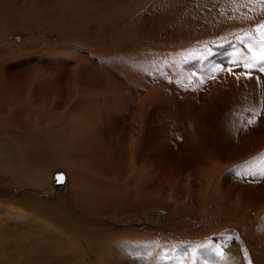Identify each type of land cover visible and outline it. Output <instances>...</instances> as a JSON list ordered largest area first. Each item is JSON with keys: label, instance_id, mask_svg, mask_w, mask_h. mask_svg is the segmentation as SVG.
I'll return each mask as SVG.
<instances>
[{"label": "rangeland", "instance_id": "1", "mask_svg": "<svg viewBox=\"0 0 264 264\" xmlns=\"http://www.w3.org/2000/svg\"><path fill=\"white\" fill-rule=\"evenodd\" d=\"M64 1L0 0V79L53 70L1 117L32 149L0 168V264H264V72L232 63L264 4Z\"/></svg>", "mask_w": 264, "mask_h": 264}, {"label": "bare ground", "instance_id": "2", "mask_svg": "<svg viewBox=\"0 0 264 264\" xmlns=\"http://www.w3.org/2000/svg\"><path fill=\"white\" fill-rule=\"evenodd\" d=\"M67 1H73V0H67ZM59 2L63 3L66 1L59 0ZM205 19H208V18H205ZM52 72H53V70H48V71L45 70V71H37V72H34L30 75L25 74V75H21L18 77L17 76H10V77H7L8 81L3 80V78L0 79V168L6 167L3 164V162L6 161V163L9 165V167H7V168L14 171L15 181L19 180L20 177H22L23 175H25V173H27L26 170H24V169L21 170L20 168L24 166V164L26 162L25 156L27 157L28 153L30 152L27 149V144L29 146L28 147L29 149H32V147H31V145H29V142L26 139L24 140L23 138H17V137H16L17 138L16 143H14L15 145H9L4 140L7 136L6 135L7 131H6L5 126L3 125L2 121H1V117L5 112L14 111V113L16 115V119H18V118L23 119L25 107H27L28 104L29 105L31 104L30 102L32 101V98L36 92L34 90V86L36 84L43 85V83H45L46 80L49 79ZM77 77H78V75L74 70H71V72L69 74H66L64 76V84H65L64 87H66V89H68V87H70V91L64 92V94L60 98L61 100L59 99L60 102H56V105L58 106L59 110H62V111L63 110L64 111H70L71 110V108L75 102V100H74L75 94L78 92V88H77L76 83H75V82H77ZM10 79L13 81V83L10 82ZM33 91H35V92H33ZM35 97H36V95H35ZM30 107H32V106H30ZM139 114H140L138 116L139 121L136 122L135 129H134V133H135V136L137 137V139H139V130H141L140 127H141V122H142V117H141L142 109L139 110ZM23 127H25V125H23ZM13 133H14V131H13ZM11 135H13V134L11 133ZM25 141H27V143ZM132 141H133V139H132ZM2 155H5V156L2 158L1 157ZM59 163L61 165L71 164V162L69 161V159L66 158V155L64 153H61V155L59 157ZM22 172H23V174H22ZM80 175H79V177H80ZM25 176H27V175H25ZM42 179H43L44 186L46 185L48 187L50 185L48 173L44 174L42 176ZM237 256H236V258H237Z\"/></svg>", "mask_w": 264, "mask_h": 264}, {"label": "snow or ice", "instance_id": "3", "mask_svg": "<svg viewBox=\"0 0 264 264\" xmlns=\"http://www.w3.org/2000/svg\"><path fill=\"white\" fill-rule=\"evenodd\" d=\"M261 4H264V0H260ZM256 32L258 33L259 37V44H260V50L256 51L254 49V44L257 42L253 40L252 42L247 44L248 52L251 53L250 57L242 58V59H234L232 63L240 65H243L244 72L241 73L242 75L251 78L252 77V70L253 69H258L261 72H264V23L260 24L256 28ZM252 34L246 33L245 37L251 39ZM241 43H244V38H241ZM205 53L207 55H211V52L207 49L205 46ZM239 57H243L242 53H238ZM222 68L216 67L215 71H222ZM228 71L231 73L233 70L232 68H229ZM237 79H239V76H237ZM201 83H203V80H201ZM249 124L254 123V121L249 120ZM57 182L61 183L63 182V176L58 175L57 176ZM212 243L211 240H208L197 247H206Z\"/></svg>", "mask_w": 264, "mask_h": 264}, {"label": "water", "instance_id": "4", "mask_svg": "<svg viewBox=\"0 0 264 264\" xmlns=\"http://www.w3.org/2000/svg\"><path fill=\"white\" fill-rule=\"evenodd\" d=\"M58 175H62L63 176V182H64V179H65L64 173L62 171H60V170L55 171V173L53 175V182L55 183V185H60V184L63 183V182H61V183L57 182V176Z\"/></svg>", "mask_w": 264, "mask_h": 264}]
</instances>
